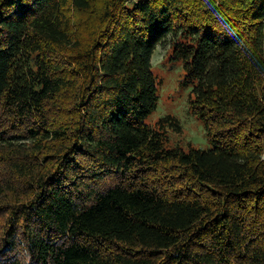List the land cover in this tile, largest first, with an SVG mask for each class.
Wrapping results in <instances>:
<instances>
[{"label": "trees", "instance_id": "trees-1", "mask_svg": "<svg viewBox=\"0 0 264 264\" xmlns=\"http://www.w3.org/2000/svg\"><path fill=\"white\" fill-rule=\"evenodd\" d=\"M0 264H264V0H0Z\"/></svg>", "mask_w": 264, "mask_h": 264}, {"label": "rangeland", "instance_id": "rangeland-1", "mask_svg": "<svg viewBox=\"0 0 264 264\" xmlns=\"http://www.w3.org/2000/svg\"><path fill=\"white\" fill-rule=\"evenodd\" d=\"M153 70L159 82L160 100L158 109L148 119L149 125L157 128L161 118L172 116L180 121L183 130L181 133L171 129L166 132L167 147L180 146L185 150L191 147L210 150L212 145L207 128L190 108L191 89L183 86L185 80L183 64L172 60L170 49L159 47L153 58Z\"/></svg>", "mask_w": 264, "mask_h": 264}]
</instances>
